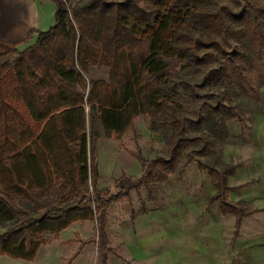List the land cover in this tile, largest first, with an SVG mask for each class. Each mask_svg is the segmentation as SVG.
I'll return each instance as SVG.
<instances>
[{
	"label": "trees",
	"instance_id": "1",
	"mask_svg": "<svg viewBox=\"0 0 264 264\" xmlns=\"http://www.w3.org/2000/svg\"><path fill=\"white\" fill-rule=\"evenodd\" d=\"M56 3L48 31L0 40V256L33 262L73 224L95 221L98 238L81 241L73 260L97 243L108 264V209L153 179L156 167L162 183L184 161L208 172L223 212L238 213L239 223L254 213L227 199L233 168L202 158L217 154L238 116L227 103L233 85L261 102L264 72L248 68L264 54V0ZM96 67L108 69V79L90 83ZM141 116L163 135L166 155L131 153L142 179L124 174L121 192L100 191L98 140L129 131L138 140Z\"/></svg>",
	"mask_w": 264,
	"mask_h": 264
},
{
	"label": "rangeland",
	"instance_id": "2",
	"mask_svg": "<svg viewBox=\"0 0 264 264\" xmlns=\"http://www.w3.org/2000/svg\"><path fill=\"white\" fill-rule=\"evenodd\" d=\"M251 64L248 69L257 77L264 72V54L255 55ZM107 79L108 69L91 68L90 83ZM251 94L237 85L230 88L227 103L236 106L238 116L228 121L229 137L217 154L202 161L211 165L217 156L231 166L228 201L255 212L240 223L238 213L223 212L219 200L212 202L218 195L214 180L195 162L184 168V161L162 183L156 167L153 179L139 183L108 209V264H264V87L261 102ZM135 127L138 140L132 131L120 140H98L100 191L121 192L117 182L124 174L133 183L142 179L144 168L131 153L148 160L166 155L164 137L152 131L149 118L139 117ZM97 238L95 221L78 222L59 240L42 246L33 262L3 255L0 264H103L97 243L87 244L73 260L81 241Z\"/></svg>",
	"mask_w": 264,
	"mask_h": 264
},
{
	"label": "crops",
	"instance_id": "3",
	"mask_svg": "<svg viewBox=\"0 0 264 264\" xmlns=\"http://www.w3.org/2000/svg\"><path fill=\"white\" fill-rule=\"evenodd\" d=\"M64 1L67 0H0V40L5 42L22 40L31 29L48 31L54 26L56 2Z\"/></svg>",
	"mask_w": 264,
	"mask_h": 264
}]
</instances>
